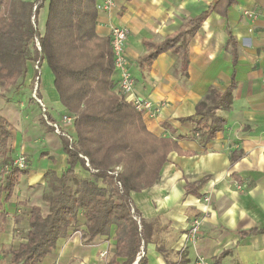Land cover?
Returning <instances> with one entry per match:
<instances>
[{
    "label": "crops",
    "instance_id": "obj_1",
    "mask_svg": "<svg viewBox=\"0 0 264 264\" xmlns=\"http://www.w3.org/2000/svg\"><path fill=\"white\" fill-rule=\"evenodd\" d=\"M218 2L116 0L111 12H100L98 16L97 32L101 36L109 37L110 28L115 25L130 29L126 53L135 92L160 108L157 118L144 116L148 129L158 137L176 139L178 135H190L193 126L181 120L201 118L195 117L196 107L211 88L225 94L235 84L231 105L217 111L226 125L216 138L206 146L193 139L179 141L181 151L169 154L158 183L130 194L131 204L140 219L146 221L151 237L144 247L148 264H182V259L186 264H196L198 258L208 264H264V0H235L223 14L214 10ZM210 9L199 29L181 44L179 53H162L149 69H140L139 60L149 52L146 42L158 44L187 30L189 21ZM45 26L42 32L37 29L38 35L45 33ZM233 41L237 43V66ZM28 66L33 73V65ZM42 70L40 93L50 116L73 134L72 126L62 124L60 114L68 112L45 62ZM12 105L3 99L0 115L14 128L10 144L16 158L26 157L29 174L21 177L12 198L4 205L8 218L5 230L0 232V252L12 245L15 227L26 222L27 233L31 207L43 210L46 172L53 171L61 177L69 168L64 139L42 122L37 105L26 98L15 105L16 116ZM235 153L241 156L234 162ZM34 162L46 164L35 168ZM76 173L90 178V173L80 167ZM202 180L206 182L197 194L186 193L188 183ZM206 197H210L209 203L205 202ZM25 202L27 206L21 205ZM25 209L30 210L28 216L22 221L16 218L18 223L21 221L16 223L15 216L25 213ZM197 218L203 220L200 239L195 244L187 243L186 236ZM85 229L82 226V235ZM254 229L261 233L241 237L240 233ZM71 233L59 241L58 249L42 264H54L56 260L64 261L63 264H75L72 260L76 264H99L108 243V262L114 257L115 227L110 236H99L91 243H85L79 235L71 237Z\"/></svg>",
    "mask_w": 264,
    "mask_h": 264
},
{
    "label": "trees",
    "instance_id": "obj_2",
    "mask_svg": "<svg viewBox=\"0 0 264 264\" xmlns=\"http://www.w3.org/2000/svg\"><path fill=\"white\" fill-rule=\"evenodd\" d=\"M46 1L45 33L38 35L32 17L37 19ZM98 3L99 0H36L35 3L0 0V84L3 89L18 85L30 72V52L38 39L41 63L45 62L52 72L54 87L67 114L75 117V149H70L66 141L63 143L69 168L61 177L53 171L46 172L48 190L43 191V201L49 205L48 212L44 214L41 207H31L27 241L15 250H1L4 257L10 258L5 264H42L61 239L68 238L71 231L82 226H86L82 236L85 243L99 236H110L113 227L116 228L115 255L107 264H148L145 256L138 260V254L151 237L146 221L140 219L139 224L134 219L139 215L131 204L130 194L141 193L158 183L169 154L181 151L179 141L193 139L206 146L226 125L217 111L231 105L235 84L225 94L211 88L196 107L195 117L201 118L181 120L193 126L190 135H178L174 139L153 134L145 123L144 114L117 91L110 38L97 32ZM234 3L235 0H219L214 10L223 14ZM210 11L189 21L187 30L161 43L146 42L149 52L139 60L140 69H149L162 53H179L181 44L199 29ZM232 45L234 66H237V43L233 41ZM13 130L0 115V159L3 162L0 194H5L0 203V232L5 230L8 218L4 205L12 198L21 177L29 174L28 167L18 169L12 165ZM81 155L88 159L89 167ZM240 156L233 154L232 161ZM9 165L12 168L6 174L5 168ZM77 167L89 172L90 178L78 175ZM116 168H120L118 176L108 174ZM91 169L98 173H92ZM205 182L188 183L186 193L197 194ZM80 216L83 220L79 222ZM258 233L261 231L254 229L240 235ZM119 258L126 261L121 263ZM182 264H186L183 259Z\"/></svg>",
    "mask_w": 264,
    "mask_h": 264
},
{
    "label": "built area",
    "instance_id": "obj_3",
    "mask_svg": "<svg viewBox=\"0 0 264 264\" xmlns=\"http://www.w3.org/2000/svg\"><path fill=\"white\" fill-rule=\"evenodd\" d=\"M115 7H116V0H101L97 5V9L99 13L100 12L109 13ZM246 14L249 17H255V14L252 12H246ZM34 26L37 30V26L35 22H34ZM129 35H130V29L127 26L115 25V26H111L110 28L109 38H110L111 48L113 51L115 72H116V76H118L116 81L118 92L121 93L125 98V100L127 102H130L137 111L142 112L144 116H147L152 119L157 118L160 113V108L158 106H155L151 100L144 98L135 92V80L133 75L131 74L130 61L126 53V47H127ZM35 46L37 51L41 54L42 49L38 39H36ZM41 67H42V63L39 60L35 66V70L38 72V76L36 77L37 82L34 87V93L32 99L35 102V104L40 107L41 115L44 122L49 127H51L57 134L63 137L68 147L74 150L75 138L73 137V134L64 130L62 128V125L59 124L57 121L52 120L48 106L46 105L44 100H42L41 97L38 96L37 94L39 88V82L41 79ZM74 122H75V117L71 114H66L62 117V124H64L65 126L73 127ZM81 157L86 161L87 167H89L90 164L88 159L82 155ZM12 165L17 167L18 169H27L28 167L27 159L24 155L18 156L17 158L13 159ZM12 165L6 166L5 168L6 174L10 172ZM119 171L120 168H116L115 171L108 172V174L118 176ZM91 172L98 173V171L94 169H91ZM205 202L209 203L210 197H206ZM134 219H136L140 224V218L138 216H134ZM202 225H203V220L200 218H197L193 221L191 228L189 229L188 234L186 236L187 243L191 242L195 244L199 241ZM181 252H182L181 256H183L184 249ZM101 256L103 257V254ZM143 256H145L144 246H142L141 251L138 254V260L141 259ZM196 264H208V263L205 261V259L198 258Z\"/></svg>",
    "mask_w": 264,
    "mask_h": 264
},
{
    "label": "rangeland",
    "instance_id": "obj_4",
    "mask_svg": "<svg viewBox=\"0 0 264 264\" xmlns=\"http://www.w3.org/2000/svg\"><path fill=\"white\" fill-rule=\"evenodd\" d=\"M45 4L42 6L41 10L39 11V14H38V17L37 19L35 18L34 20V16L32 17V22H33V25H34V22L37 26V29L40 30V32H42V30L44 29V26H45V22H46V18L48 16V3L44 2ZM36 9L34 8V11ZM35 27V26H34ZM37 33H38V30H37ZM35 44H36V41H35ZM36 47H32L31 48V52H30V58L32 59L31 63L33 65V73H32V70L26 75H25V78H22L20 79L18 85L10 88L9 90H4L2 85L0 84V102L5 99L8 103H12V113L14 116L17 115V111H15V109L17 108L15 105H19L23 102V100H25L26 98L29 100L30 99V102L33 101L32 99V96H33V93H34V87H35V84L37 82V76H38V72L35 70V66H36V63L40 60H41V54L35 49ZM28 63V64H29ZM43 64H42V67H41V76L43 75ZM41 81V80H40ZM38 96L41 97L42 100L43 97L41 96V93H40V82H39V88H38ZM32 99V100H31ZM34 102V101H33ZM45 102V101H44ZM35 103V102H34ZM40 110V114H41V109L39 106H37ZM64 115H66V113H61L60 116L63 117ZM42 119V122L48 126L43 118H42V115H41V118ZM12 120V119H11ZM13 121V120H12ZM13 123L15 124L16 123V120L13 121ZM51 128V127H50ZM55 132V131H54ZM63 138V137H62ZM64 139V138H63ZM65 141V139H64ZM14 152H15V149H13ZM15 157L16 158V154H12V158ZM46 164V163H45ZM45 164L41 163V162H34V165H35V168H38V167H43ZM3 168V162H2V159H0V172ZM1 186V184H0ZM48 190V188L46 186H44V190ZM5 194H0V203H2L1 200H3ZM48 203L44 202L42 204V207H43V213L46 214L48 212ZM30 210H27L25 209V213H21L19 216H15L14 219L16 218H21V221L23 219H25V217L28 216V213H29ZM10 219V218H9ZM83 220V217L80 216V219H79V222ZM16 223H18V220L16 219ZM20 221V222H21ZM20 222L18 224H20ZM23 226V227H22ZM77 227H80V226H77ZM26 230H27V227H26V222H24L21 227L18 226V227H15L14 228V240H13V243L11 246H8L7 249L9 250H15L19 247V245L21 243H24L27 241V233H26ZM76 232H80L79 234H77ZM75 235H79L80 237H82L83 235L81 234V229H77V230H73L72 233H71V237H74ZM58 249V247L56 248V250ZM55 250V251H56ZM105 252H103V257L100 255L99 257V264H107L108 260L110 259L111 257V245L108 243V247L106 250H104ZM9 257L7 256H3V254L0 252V264H5L6 262L9 261ZM64 262V261H62ZM61 262V260H56L54 262V264H63ZM73 263L76 264L77 261L75 260H72Z\"/></svg>",
    "mask_w": 264,
    "mask_h": 264
}]
</instances>
